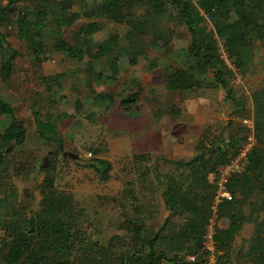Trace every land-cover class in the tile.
Here are the masks:
<instances>
[{
  "label": "trees",
  "instance_id": "trees-1",
  "mask_svg": "<svg viewBox=\"0 0 264 264\" xmlns=\"http://www.w3.org/2000/svg\"><path fill=\"white\" fill-rule=\"evenodd\" d=\"M77 0H0V79L8 83L19 51L6 38L14 29L24 38L33 57L45 50L46 37L54 40L55 50L67 58L82 62L87 58L86 81L116 83L121 69L120 57L136 64L149 49L169 47L168 21L183 28L188 42L180 49L176 65L163 66L161 77L169 90L191 88L224 89L233 105V113L244 111L245 98L233 93L232 70L220 58L218 42L231 58L235 68L244 64L254 42H264V0H102L91 5L79 0V10H71ZM83 15L86 22L73 27ZM205 15L211 23L208 28ZM102 17L125 32H113L97 42L94 34L102 29ZM102 55L107 71L95 69ZM198 74L202 78L194 76ZM211 75V80L205 77ZM61 74L41 75L46 90L60 85ZM136 83V82H135ZM114 92L94 95V102L109 108L115 102ZM120 108L137 110L140 90L124 88L118 92ZM253 134L255 144L241 172L228 182L231 200L218 204L217 218L228 219L226 227L216 228L215 240L224 264L231 252L234 236L245 223L252 224L245 255L252 264H264V88L254 91ZM32 106H35L33 103ZM14 106L0 95V115L9 122L0 131V169L8 174V157L16 146L26 140V126L15 116ZM38 134L60 148L61 138L51 115L42 119L40 109L33 110ZM228 137L214 136L207 126L194 145L187 160H176L175 171L166 175L162 197L164 206L181 221L165 229L167 218L154 233H149L142 221L128 218L121 224L125 235L114 234L106 243L92 236L90 216L70 191L55 184L52 164L40 166L44 173L39 188L38 209L28 213L16 198L10 180L0 196V263L4 264H206L201 250L205 224L211 216L214 194L210 174L227 163L238 151L247 127L234 120L227 122ZM234 139V140H233ZM62 160L76 159L63 158ZM100 181L110 178L111 163L102 157H92L83 163ZM249 209L244 213L241 206Z\"/></svg>",
  "mask_w": 264,
  "mask_h": 264
},
{
  "label": "rangeland",
  "instance_id": "rangeland-1",
  "mask_svg": "<svg viewBox=\"0 0 264 264\" xmlns=\"http://www.w3.org/2000/svg\"><path fill=\"white\" fill-rule=\"evenodd\" d=\"M84 2L91 5L102 0ZM71 10H79V0L71 3ZM98 20L102 29L94 34L97 42L113 32H125L124 25L102 17ZM86 21L81 15L73 27ZM204 24L212 28L206 15ZM168 26L169 47L149 49L133 65L121 56L120 73L113 84L94 79L88 84L87 58L82 62L67 58L55 50L51 36L46 37L45 50L33 57L24 38L14 29L10 30L6 40L19 51V55L14 61L9 82L3 83L0 79V95L11 102L15 116L23 120L26 140L8 157V174L0 169V196L5 183L10 180L17 191V202L29 214L37 210L38 185L44 176L39 167L46 156V166H53L56 186L70 191L78 204L85 208L91 221L89 230L102 243L114 234L125 235L121 224L128 218L142 221L151 234L158 230L165 218L168 219L165 229L181 221L180 217L169 214L164 206L162 182L173 171L177 174L176 160H187L193 155L194 145L205 127L210 126L214 136L221 133L226 140H231L226 126L229 120L244 126L253 123L252 95L264 88V42H254L252 52L244 58L240 68L234 67L221 41L218 42L220 58L233 72L230 82L233 93L245 98L244 111L237 115L232 112L234 107L219 86L180 91L165 87L161 77L163 66L176 65L180 49L188 42L183 28L172 21H168ZM95 69L107 71L102 55ZM55 74H61V84L46 90L41 75ZM194 77L202 78L198 74ZM210 77L208 75L205 79L211 80ZM122 88L125 93L140 90L137 110L125 112L120 108L118 92ZM106 91L117 94L109 108L94 102L96 93ZM38 108L43 120L49 114L57 126L62 142L56 154H53L56 144L40 136L34 125L33 110ZM9 120V116L0 115V131ZM62 151H72L79 157L76 162L64 161ZM95 156L111 163L107 181L98 180L90 168L83 166ZM209 176L213 181L212 174ZM241 209L244 213L249 212L246 204ZM226 224V219L218 218L217 228ZM244 225L234 236L231 252L225 258L228 264H252L251 258L244 254L252 224ZM163 264L171 263L165 261Z\"/></svg>",
  "mask_w": 264,
  "mask_h": 264
},
{
  "label": "built area",
  "instance_id": "built-area-1",
  "mask_svg": "<svg viewBox=\"0 0 264 264\" xmlns=\"http://www.w3.org/2000/svg\"><path fill=\"white\" fill-rule=\"evenodd\" d=\"M247 134L240 145L237 153L227 162L220 165L213 176L214 194L210 204L211 216L205 224V230L201 241V250L206 264H224L220 260V250L217 249L215 232L217 228V206L223 201L231 200L233 197L228 182L231 176L241 172L248 162V154L256 140L253 134V123L247 124ZM90 155V153H88Z\"/></svg>",
  "mask_w": 264,
  "mask_h": 264
},
{
  "label": "water",
  "instance_id": "water-1",
  "mask_svg": "<svg viewBox=\"0 0 264 264\" xmlns=\"http://www.w3.org/2000/svg\"><path fill=\"white\" fill-rule=\"evenodd\" d=\"M62 157H63V158L68 157V158H70V159H77L79 156H78L77 153H74V152H72V151H62ZM45 158H46V156L43 158V161H42V163H41V166H45V165H46V163H45Z\"/></svg>",
  "mask_w": 264,
  "mask_h": 264
},
{
  "label": "crops",
  "instance_id": "crops-1",
  "mask_svg": "<svg viewBox=\"0 0 264 264\" xmlns=\"http://www.w3.org/2000/svg\"><path fill=\"white\" fill-rule=\"evenodd\" d=\"M221 218H224V219H226L227 220V224H228V219L227 218H225V217H221ZM227 224L226 225H224V226H221L222 228H224V227H226L227 226ZM245 225H243V227H244ZM252 230V229H251Z\"/></svg>",
  "mask_w": 264,
  "mask_h": 264
}]
</instances>
